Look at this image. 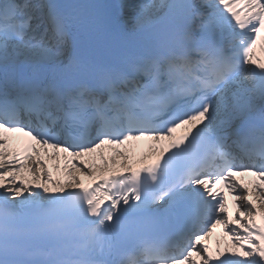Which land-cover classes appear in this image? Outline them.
<instances>
[{"label":"bare ground","instance_id":"bare-ground-1","mask_svg":"<svg viewBox=\"0 0 264 264\" xmlns=\"http://www.w3.org/2000/svg\"><path fill=\"white\" fill-rule=\"evenodd\" d=\"M160 5V3H158V0L156 1V0H153L152 2H151V5H150V7L152 8H150L149 7V10L150 11H153V10H155L158 6ZM264 86V85H263ZM1 184H4V185H6L7 184V181H3V182H1ZM31 185V184H30ZM6 192H11V193H16L17 191H18V189H13L10 185H8V186H6V190H5ZM20 192L22 193L20 196L19 195H17V194H14V199H18V200H23V199H25V196L24 195H26V191H23V190H20Z\"/></svg>","mask_w":264,"mask_h":264}]
</instances>
